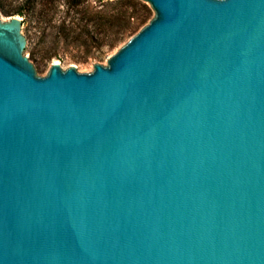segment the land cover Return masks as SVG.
Segmentation results:
<instances>
[{"label": "water", "instance_id": "water-1", "mask_svg": "<svg viewBox=\"0 0 264 264\" xmlns=\"http://www.w3.org/2000/svg\"><path fill=\"white\" fill-rule=\"evenodd\" d=\"M91 73L0 12V264H264V0H142Z\"/></svg>", "mask_w": 264, "mask_h": 264}, {"label": "rangeland", "instance_id": "rangeland-1", "mask_svg": "<svg viewBox=\"0 0 264 264\" xmlns=\"http://www.w3.org/2000/svg\"><path fill=\"white\" fill-rule=\"evenodd\" d=\"M26 0H0L8 14H2L7 20L13 16L23 19L22 33L27 39L24 55L34 64L38 74L47 76L52 64L59 63L64 70L74 66L80 73H91L96 64L107 66L109 58L134 37L154 17L151 7L142 0H136L146 7V11L132 7L120 8L107 5L108 1L119 0H86L90 5L92 15H97L102 25L96 28L92 25L90 32L83 29L77 22L73 23L74 14L67 17L66 29H63L60 19L66 17L68 11L67 0H57L56 7L51 14L54 21L44 22L41 13L44 9L42 2L36 0L35 9L26 11L23 16L14 14ZM33 1V0H32ZM127 12L130 18L128 26H121L117 22L110 27L109 18L121 16ZM142 22V19L145 18ZM106 22L103 26V23ZM121 40L114 48H109L112 40Z\"/></svg>", "mask_w": 264, "mask_h": 264}, {"label": "trees", "instance_id": "trees-1", "mask_svg": "<svg viewBox=\"0 0 264 264\" xmlns=\"http://www.w3.org/2000/svg\"><path fill=\"white\" fill-rule=\"evenodd\" d=\"M36 0H26L24 3H22L21 7L18 8V10H15L14 14L23 16L26 11H32L35 9L36 6ZM56 1L57 0H44L42 2L44 9L42 10L41 13V19H44V22L51 23L54 21V16L51 14V11H53L56 7ZM68 2V11L66 17H63L60 19L61 25L63 26V29L65 30L66 28V22H67V17L68 15L70 16L71 13H73L75 16L73 17V23L77 22L79 25L82 26L83 29H88L90 32V28H92L94 25L97 27H100L102 25L101 21L99 22L98 16L97 15H92L90 12V5L86 4V0H67ZM107 5H112V6H117L120 8H126V7H132L134 9H141L143 11H146V7L144 5H141L138 1L136 0H119V1H108L106 3ZM0 10L4 14H8L7 10H5L4 6L0 2ZM34 11V10H33ZM122 15L119 17H114L110 18L109 23L111 22L110 27H114L115 24L123 25V26H128L130 24V18L132 16H128L127 12H122ZM145 18L142 19V22L144 21ZM117 22V23H116ZM106 22L103 23V26ZM93 25V26H92ZM92 26V27H91ZM121 40L119 37L117 40H112L111 44L109 45V48H114L116 44Z\"/></svg>", "mask_w": 264, "mask_h": 264}]
</instances>
